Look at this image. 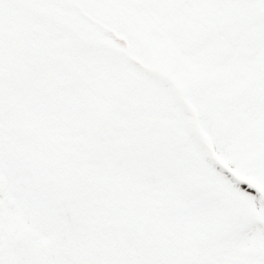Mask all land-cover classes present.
Segmentation results:
<instances>
[{
    "label": "snow or ice",
    "instance_id": "1",
    "mask_svg": "<svg viewBox=\"0 0 264 264\" xmlns=\"http://www.w3.org/2000/svg\"><path fill=\"white\" fill-rule=\"evenodd\" d=\"M261 187L264 0H0L4 264H264Z\"/></svg>",
    "mask_w": 264,
    "mask_h": 264
},
{
    "label": "rangeland",
    "instance_id": "2",
    "mask_svg": "<svg viewBox=\"0 0 264 264\" xmlns=\"http://www.w3.org/2000/svg\"><path fill=\"white\" fill-rule=\"evenodd\" d=\"M189 111H190V124L192 126L193 132L195 133V135L198 137L199 141L201 142V144L204 147V150L206 152V154L213 160L215 158V160H219V158L216 156L215 151L213 149L212 144L208 141V139L204 136L202 130L199 127V123H198V117L197 114L195 112V110L191 109L189 107ZM211 147L213 149V154L211 152V150H208V147ZM220 162H222V164L224 163L223 161L219 160ZM225 167L227 165H224ZM240 179H245V177H240ZM262 189V188H260ZM0 264H4V260L2 257H0Z\"/></svg>",
    "mask_w": 264,
    "mask_h": 264
},
{
    "label": "flooded vegetation",
    "instance_id": "3",
    "mask_svg": "<svg viewBox=\"0 0 264 264\" xmlns=\"http://www.w3.org/2000/svg\"><path fill=\"white\" fill-rule=\"evenodd\" d=\"M262 189H260L261 193L264 194V187H261Z\"/></svg>",
    "mask_w": 264,
    "mask_h": 264
}]
</instances>
